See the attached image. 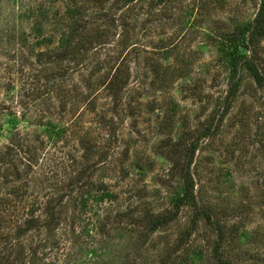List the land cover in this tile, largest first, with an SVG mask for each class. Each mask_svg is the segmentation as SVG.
Listing matches in <instances>:
<instances>
[{
    "label": "rangeland",
    "instance_id": "1",
    "mask_svg": "<svg viewBox=\"0 0 264 264\" xmlns=\"http://www.w3.org/2000/svg\"><path fill=\"white\" fill-rule=\"evenodd\" d=\"M259 1L0 0V264H264V37L230 98L225 58Z\"/></svg>",
    "mask_w": 264,
    "mask_h": 264
},
{
    "label": "trees",
    "instance_id": "2",
    "mask_svg": "<svg viewBox=\"0 0 264 264\" xmlns=\"http://www.w3.org/2000/svg\"><path fill=\"white\" fill-rule=\"evenodd\" d=\"M74 16V15H73ZM76 21V20H75ZM72 31H78L79 25L72 26ZM264 37V0L259 1L258 9L251 21L245 22L241 24L237 30L232 34V37L230 39H227V52L225 53V58L228 60V65L230 67L231 71V79H230V89L228 91L227 97H232L238 86H239V80L237 78L238 72L241 68H245L248 71H250L251 75L260 82V75L259 71L248 54V50L253 49L256 44L258 43V40ZM242 49V50H241ZM245 50L247 52H245ZM4 67V68H3ZM3 69H0V88L4 87V92L9 95L8 91L13 87L14 78L12 72L8 69L7 65H4ZM6 109L5 105L3 104L2 107H0V115L4 112ZM11 111V110H10ZM11 124H13V119L8 120ZM17 125V124H16ZM14 130L16 132V126L12 125L8 129H5L3 127V124L0 123V136L9 135V139L6 140V143L2 145V148L8 151L12 147H14V144L11 140V130ZM196 145L190 144V146L187 148L190 156V160L187 163V165L182 169L181 171V177L183 180V187H182V195L179 197L178 207L182 206L183 204H189L193 208H195V216H201L203 215L205 220L215 228V230L218 233V236L222 240L223 238V230L222 226L211 219L210 213L204 211L203 207L199 206L197 204L195 194H194V180L192 178L191 172H190V163L192 156L194 154ZM4 152V151H3ZM15 156H11L10 160L14 159ZM4 164L9 161H2ZM11 175L9 172L0 173V176H4L3 179H6L7 176ZM16 178L17 175H14ZM23 186H27V183H24ZM21 189V187H20ZM9 195H12L18 199H22L26 195L25 190H12L11 193H8ZM11 196V198L13 197ZM11 198H6V202L11 200ZM56 206L53 205L52 207L46 206L44 208V212L46 213V220L44 222H39L37 216L35 215V212L38 211V206H35L34 203L31 204L28 215L24 217L21 224L17 228V234L18 236H22L24 233L34 229L35 227H45L47 231H51L53 229V226H56L60 223L59 219L61 217L60 211L55 210ZM165 221H162L160 219H156L153 222V227L158 226L160 224H163ZM218 248V247H217ZM215 258L220 264H228V261L224 260L222 258V255L216 251L215 252Z\"/></svg>",
    "mask_w": 264,
    "mask_h": 264
}]
</instances>
